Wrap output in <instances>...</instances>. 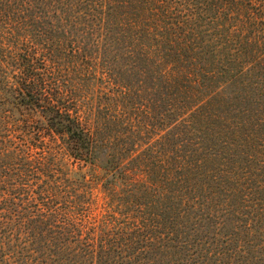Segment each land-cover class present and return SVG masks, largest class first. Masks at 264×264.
I'll use <instances>...</instances> for the list:
<instances>
[{"label": "trees", "instance_id": "obj_1", "mask_svg": "<svg viewBox=\"0 0 264 264\" xmlns=\"http://www.w3.org/2000/svg\"><path fill=\"white\" fill-rule=\"evenodd\" d=\"M261 52L264 0H0V264H154L181 135Z\"/></svg>", "mask_w": 264, "mask_h": 264}, {"label": "rangeland", "instance_id": "obj_2", "mask_svg": "<svg viewBox=\"0 0 264 264\" xmlns=\"http://www.w3.org/2000/svg\"><path fill=\"white\" fill-rule=\"evenodd\" d=\"M255 55L257 65L220 87L194 131L181 135L179 155H188L192 175L175 172L173 208L145 207L154 264H264V52ZM151 133L156 143L162 132ZM157 155L150 150L153 167Z\"/></svg>", "mask_w": 264, "mask_h": 264}]
</instances>
